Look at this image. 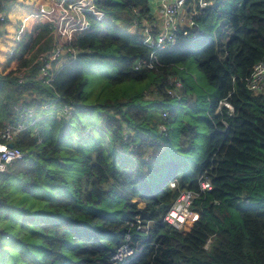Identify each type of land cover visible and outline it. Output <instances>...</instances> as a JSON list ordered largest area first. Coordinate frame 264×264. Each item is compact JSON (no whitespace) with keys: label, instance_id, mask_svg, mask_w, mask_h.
I'll return each mask as SVG.
<instances>
[{"label":"trees","instance_id":"trees-1","mask_svg":"<svg viewBox=\"0 0 264 264\" xmlns=\"http://www.w3.org/2000/svg\"><path fill=\"white\" fill-rule=\"evenodd\" d=\"M30 1L0 0V128L13 120L23 96L49 103L58 95L73 111L60 119L42 115L13 142L25 156L0 173V264H117L110 257L135 215L152 225L147 235L132 231L142 249L128 264H264V93L251 94L244 82L264 59V0H212L196 19L200 31L177 32L175 47L157 53L158 68L141 71L132 63L151 49L131 27L150 22L148 0H96L104 19L90 18L92 30L77 38L79 52L51 86L35 68L51 35L38 17L28 18L36 10ZM219 26L228 31L223 44L215 37ZM3 50L8 55L1 60ZM189 61L211 89L204 108L195 80L186 76ZM91 63L104 64L113 87L146 83L148 96L97 105L100 128L84 127L79 114L92 116L94 107L84 105L82 64ZM169 76L181 84L179 99L167 94ZM168 99L177 106L156 118L146 114ZM197 136L201 158L192 168L179 166L178 152L188 151ZM202 179L210 183L204 192ZM182 190L195 197L174 229L162 217Z\"/></svg>","mask_w":264,"mask_h":264},{"label":"built area","instance_id":"built-area-1","mask_svg":"<svg viewBox=\"0 0 264 264\" xmlns=\"http://www.w3.org/2000/svg\"><path fill=\"white\" fill-rule=\"evenodd\" d=\"M96 0H37L36 10L30 13L31 17H38L40 22L46 24L50 31V48L40 53L35 61L37 75L42 79L44 85L51 86L55 73L60 67L73 61L79 52L76 47L77 38L84 32L91 31L90 18L95 21L104 19L103 11L99 10L95 4ZM212 6V0H159L158 12L160 24L156 27L151 21L141 19V26L138 33L143 37V44L151 49L148 58L139 57L132 63V69L156 70L159 66L157 53L166 52L175 47L177 43V32L187 31L193 34L199 32L196 19L203 15L204 10ZM4 15H0L2 21ZM137 27L138 23L134 22ZM99 29L104 27L99 24ZM199 30V31H198ZM19 31H14L13 36L17 39ZM13 46L10 47L9 53ZM171 87L167 89V94L179 99V89L181 84L177 77H168ZM19 82L23 81V74L19 76ZM245 87L251 94L257 96L264 93V59L252 67L250 74L244 79ZM20 100L13 108V120L5 123L0 128V173H3L15 161L21 159L25 154L13 146L14 140L38 119L44 116L60 119L69 116L73 111L71 104H61L58 95H55L49 103L41 102L39 99ZM58 103V104H56ZM230 113L232 106L225 100L219 102ZM41 112V113H39ZM167 113L161 111L160 117L166 119ZM157 130L164 133L167 130L163 122L158 123ZM35 129H32L34 133ZM158 143H161L158 141ZM8 144L12 146L9 147ZM174 187V183L171 185ZM210 189L208 179L199 182L200 192ZM195 193L189 190H182L178 197L171 203L170 207L162 217V221L168 226L179 229L184 220L189 215V208ZM127 231L122 241L110 257V261L117 264H128L132 258L137 256L142 246L133 241L132 231L137 235H147L151 228L152 221L144 220L135 215L126 222ZM209 240L204 248L207 249Z\"/></svg>","mask_w":264,"mask_h":264},{"label":"rangeland","instance_id":"rangeland-1","mask_svg":"<svg viewBox=\"0 0 264 264\" xmlns=\"http://www.w3.org/2000/svg\"><path fill=\"white\" fill-rule=\"evenodd\" d=\"M30 2L31 4L35 6L34 1L31 0ZM13 8L11 9L10 12H14ZM0 15H4V14L0 12ZM152 23L156 27L159 26L160 24L159 14H156L152 17ZM134 27L133 28L131 27V29L133 30ZM135 28L136 29L134 30L138 32V27H135ZM222 33H224V27L219 26V30H217V32L215 31V37L217 38L220 35L222 36ZM12 39L13 40L10 41V45L12 44L14 40H16L14 36ZM3 53H5V55L4 57L3 55H1V60L4 59L8 55V51L3 50ZM92 64L93 63L82 64V68H83L85 78H86V84L84 87V94H85L86 99L84 101V105L89 106V107H92V106L94 107V110H92L93 115L91 116V114L89 115L79 114V116H80V120L82 121L84 127L100 128L101 118L98 114L99 108L97 107V105H103L105 103L109 104V102L111 103V101H119L124 96H127V95L140 94L141 92H143L144 94L145 93L147 94L146 90H150V86L146 85V83L144 82L137 83L135 86H130L129 82H124L121 85H118V87L122 89V90H119V88L113 87L111 86V84L105 82L106 69L104 67V64H101V65L100 64L92 65ZM186 67H187L186 76L187 78H189V80H193V81L195 80L196 94L199 95L198 98L200 101V106L204 108L206 105L207 95L211 93V89L207 85L203 74L198 70V68L196 67L193 61H189ZM23 98H26V96H23ZM157 100H159V98L153 95L152 101L156 102ZM162 105L163 106L150 105L147 108L146 114L147 115L153 114L156 118V115H158L161 109H165V108L171 109L173 107H176L177 103L172 99H168V100H163ZM187 116H191V115H187ZM155 118H153V120H155ZM151 124L154 127L155 122L151 121ZM196 130L199 134L203 132V129L200 124L197 125ZM178 141H179V138L174 139V144H176ZM202 146H203V143H202L201 136H197L196 138H194L190 145V149L188 151L178 152L179 159H180L179 166L183 162L184 164H186L188 168H192L193 165L201 158ZM152 151H156V149H152ZM173 183H175V181H172L169 186L171 187Z\"/></svg>","mask_w":264,"mask_h":264},{"label":"crops","instance_id":"crops-1","mask_svg":"<svg viewBox=\"0 0 264 264\" xmlns=\"http://www.w3.org/2000/svg\"><path fill=\"white\" fill-rule=\"evenodd\" d=\"M158 1L159 0H148V15L150 16V21L152 22V17L154 16V15H156V14H159V12H158ZM21 11L19 10V11H17L16 13H20ZM28 16V18H31V16H30V14L29 15H27ZM28 18H27V24L29 23V20H28ZM159 18H160V16H159ZM134 30V29H133ZM228 33V31L226 30V28H224V33H222V36L220 35V37H219V43H221V44H223L224 43V41H225V34H227ZM21 100H23V99H21ZM7 123V122H6ZM5 124V123H4ZM3 124V125H4Z\"/></svg>","mask_w":264,"mask_h":264},{"label":"water","instance_id":"water-1","mask_svg":"<svg viewBox=\"0 0 264 264\" xmlns=\"http://www.w3.org/2000/svg\"><path fill=\"white\" fill-rule=\"evenodd\" d=\"M9 147H11L12 145L11 144H8ZM163 207V205H161V208Z\"/></svg>","mask_w":264,"mask_h":264},{"label":"snow or ice","instance_id":"snow-or-ice-1","mask_svg":"<svg viewBox=\"0 0 264 264\" xmlns=\"http://www.w3.org/2000/svg\"><path fill=\"white\" fill-rule=\"evenodd\" d=\"M0 150H2V149H0Z\"/></svg>","mask_w":264,"mask_h":264}]
</instances>
